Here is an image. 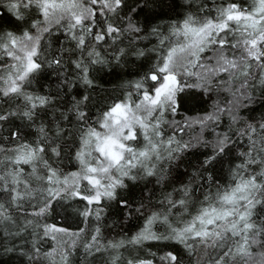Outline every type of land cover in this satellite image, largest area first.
<instances>
[{"label":"snow or ice","instance_id":"snow-or-ice-1","mask_svg":"<svg viewBox=\"0 0 264 264\" xmlns=\"http://www.w3.org/2000/svg\"><path fill=\"white\" fill-rule=\"evenodd\" d=\"M264 264V0H0V257Z\"/></svg>","mask_w":264,"mask_h":264},{"label":"trees","instance_id":"trees-1","mask_svg":"<svg viewBox=\"0 0 264 264\" xmlns=\"http://www.w3.org/2000/svg\"><path fill=\"white\" fill-rule=\"evenodd\" d=\"M0 264H21V260L17 255H6L0 257Z\"/></svg>","mask_w":264,"mask_h":264}]
</instances>
